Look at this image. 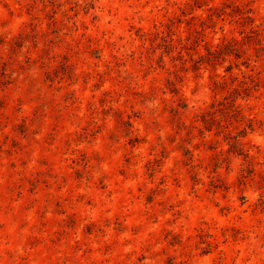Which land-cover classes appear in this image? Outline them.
<instances>
[{
  "label": "rangeland",
  "instance_id": "374dc122",
  "mask_svg": "<svg viewBox=\"0 0 264 264\" xmlns=\"http://www.w3.org/2000/svg\"><path fill=\"white\" fill-rule=\"evenodd\" d=\"M0 264H264V0H0Z\"/></svg>",
  "mask_w": 264,
  "mask_h": 264
}]
</instances>
